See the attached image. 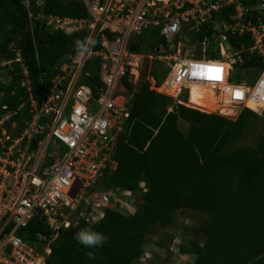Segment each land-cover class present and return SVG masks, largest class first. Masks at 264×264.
Masks as SVG:
<instances>
[{"label":"built area","instance_id":"1","mask_svg":"<svg viewBox=\"0 0 264 264\" xmlns=\"http://www.w3.org/2000/svg\"><path fill=\"white\" fill-rule=\"evenodd\" d=\"M79 1L85 18L44 14V0H37L39 12L34 15L29 0H22L29 19L42 21L46 29L87 34L83 48L58 68L40 103L32 98L21 50L12 44L14 57L0 60V74H16L15 66L20 68L30 115L23 118L22 105L12 109L0 105V264H45L49 244L62 230L81 221L96 224L107 209L126 205L124 195L133 197L129 190H100L97 185L116 168L114 150L129 117L121 82L125 76L138 82L143 59L167 68L159 86L152 77L146 78L151 90L174 104L189 106L195 85L211 87L214 114L225 117L220 111L224 102L234 118L243 109H264V71L252 85L230 82L242 53L256 51L264 57V0ZM183 24L190 35L203 29L213 35L191 45V38H180ZM232 36H247L253 45L248 50L231 49L227 42ZM147 42L153 54L144 53ZM138 44L140 51L134 47ZM209 45L218 57L209 55ZM194 46L200 50L195 52ZM91 60L97 61V82L86 84L94 71L87 70ZM237 91L242 98H236ZM184 92L187 100L180 98ZM18 116L21 122L15 120ZM135 211L136 206L129 214ZM35 220L51 232L49 237L34 235L32 242L40 248L20 236Z\"/></svg>","mask_w":264,"mask_h":264},{"label":"trees","instance_id":"2","mask_svg":"<svg viewBox=\"0 0 264 264\" xmlns=\"http://www.w3.org/2000/svg\"><path fill=\"white\" fill-rule=\"evenodd\" d=\"M36 2L29 0L34 15L39 12ZM27 12L22 0H0V60L14 57L12 44L21 50L32 96L41 102L57 68L69 54L83 48L87 34L50 31L42 21L29 19ZM43 13L68 18L87 16L79 0H44ZM212 35L203 29L196 36L190 35L189 44ZM227 45L248 50L253 44L247 36H232ZM134 47L137 51L140 48ZM146 48L151 49L149 45ZM92 67V79L85 80L86 84H92L90 80L97 82L96 60L89 62L87 70ZM159 70L165 68L154 62L149 72L141 70L136 84L129 82L127 76L123 78L129 106L127 127L117 139L115 170L106 173L97 185L100 190L136 192L142 183L145 191L139 199L136 197L140 203L135 213L124 214L116 206L107 209L96 224L81 221L75 228L62 230L49 244L45 264H134L144 254L146 237L158 228L171 227L182 211L203 216L198 225L195 222V226L183 227L180 235L188 231L193 237L179 246L180 253L195 256L192 264H264V133L255 150L248 146L234 148L253 122L260 120L264 127V117L262 120L254 110L243 109L233 121L174 104L169 97L150 89L146 77H152L159 86ZM263 70L264 57L256 51H246L242 62L232 67L230 82L252 85ZM14 71L16 74H5L10 79L7 84L0 82V92L4 94L1 104L17 108L25 103L21 115L28 118V94L21 86L23 76L18 66ZM192 88L197 91L195 104L201 106L202 93L206 99L202 104L213 111L215 96L211 87ZM195 104L192 105L198 107ZM168 105L172 106L170 111ZM221 112L225 116L233 114L227 104ZM15 119L20 121V116ZM181 124L184 129H180ZM85 228L103 233L107 242L97 248L85 247L77 240L78 232ZM36 233L51 235L35 220L20 236L32 242Z\"/></svg>","mask_w":264,"mask_h":264},{"label":"rangeland","instance_id":"3","mask_svg":"<svg viewBox=\"0 0 264 264\" xmlns=\"http://www.w3.org/2000/svg\"><path fill=\"white\" fill-rule=\"evenodd\" d=\"M181 28H182V32L180 34V38L186 39L187 37H190V34L187 32V25L183 24ZM155 39L156 38H154V40ZM191 49L194 50L195 52H198L200 50L199 47H196V46L191 47ZM208 51H209L210 56L215 55L218 57V52L216 48H213V46H210L208 48ZM144 52L147 55L153 54V52H151L150 49H147V48H145ZM145 60L146 59H143V64L145 65H142V66H143V69H146L148 71V69L150 68L151 65H153V63H149V62L146 63ZM165 70H159L160 82H162L163 79L165 78V75L167 73V68H165ZM1 74H3L4 77H7L5 76L6 72L1 73ZM0 82L3 84L4 80L2 79L0 80ZM196 87L198 88L199 86H196ZM1 93L2 92H0V94ZM0 96L2 97V95ZM199 97L202 102L206 103L205 96L202 93L199 94ZM180 98L182 100H187L185 92L180 96ZM190 100H191V97H190ZM202 102H201L200 107L205 108V104L204 103L202 104ZM187 103L188 101L185 102V105H187ZM189 103L195 104V102H191V101ZM195 105L199 107L200 104H195ZM190 106L191 105L189 104V106H186V107L191 108ZM167 107H168L167 108L168 111L172 109L171 105H168ZM205 110H208V109L205 108ZM205 110H204L205 113L207 112L212 113V110L210 111H205ZM254 111L259 116V118L263 120L264 109H256ZM237 112H239V110H237ZM225 117H228V119L233 120V121L235 120V118L232 116H225ZM126 127H127V122L124 123V130ZM184 128H185V125L181 124L180 129H184ZM263 133H264V127L262 126V122L260 120L253 122L250 128L247 129L240 136V139L238 140V142H236V145H234V148L240 149V148L248 146L252 148V150H255L256 145L259 142V137L262 136ZM139 191L132 192L133 197H130L129 195L123 196L124 197L123 203H125L126 205H123V204L117 205L122 213L129 214L135 210V206L136 208L138 207L140 202L137 201V199H139L141 194L145 191V187L142 183L139 184ZM136 197L138 198L136 199ZM129 206H130V211L127 210ZM129 215H132V214H129ZM201 218H203L202 215L192 212V211L178 212L176 215L175 222L171 227H169L168 229L158 228L155 234L146 237L145 243L143 244L144 254L134 264H192L195 256L192 254L186 255V254L180 253L179 246L180 244H182V241L188 242V240L193 239V237L192 235H190L188 231H186L187 233L185 232V235H182V236L180 235L183 232L182 231L183 227L195 226V222L197 223L196 225H198L199 222L201 221ZM173 234H175V236H173V239H172L171 235ZM201 240H203V237L201 238L200 236V244H202ZM31 243L36 245L37 247L40 246L37 242H31ZM158 244H162V246H159Z\"/></svg>","mask_w":264,"mask_h":264},{"label":"clouds","instance_id":"4","mask_svg":"<svg viewBox=\"0 0 264 264\" xmlns=\"http://www.w3.org/2000/svg\"><path fill=\"white\" fill-rule=\"evenodd\" d=\"M147 44L149 45V42H147ZM139 45V44H138ZM147 45V46H148ZM147 46H145V47H143L142 49H145ZM209 47H210V45H209ZM208 47V48H209ZM137 49V48H136ZM139 51H140V49H139ZM145 53V52H144ZM73 54H75V53H73ZM70 55V54H69ZM65 63V62H64ZM62 65V64H61ZM60 65V66H61ZM88 65H89V63H88ZM87 65V66H88ZM59 66V67H60ZM58 67V68H59ZM58 68H57V70H58ZM264 71V70H263ZM259 77V76H258ZM3 80H5L4 81V83L3 84H7L8 82H9V77L7 76V77H1ZM52 79V78H51ZM21 86L23 87V88H25V91H26V86H23L22 85V81H21ZM31 88V87H30ZM31 91H32V89H31ZM0 95H2V97L0 96V105H2L1 104V100H2V98H3V93H1ZM28 97H29V95H28ZM32 98H33V96H32ZM34 99V98H33ZM35 100V99H34ZM36 101V100H35ZM38 103H40V102H38ZM6 105V104H5ZM22 105V107L23 108H25V103H22V104H20L19 106H21ZM18 106V107H19ZM27 106H28V104H27ZM12 109V108H11ZM193 109V108H192ZM195 110H197V109H195ZM198 111H200V110H198ZM23 112H25V110H23L22 112H20L21 114H23ZM200 112H202V111H200ZM27 113H28V108H27ZM202 113H205V112H202ZM29 114V113H28ZM207 114V113H206ZM208 114H213V113H208ZM30 116V115H29ZM23 118H25V117H23ZM27 119V118H26ZM16 120V119H15ZM21 122V121H20ZM133 215V214H132ZM77 240L82 244V245H84L85 247H87V248H97V247H101V246H103L106 242H107V237L103 234V233H100V232H97V231H93L91 228H85V229H82V230H80L79 232H78V234H77ZM88 257H89V259H91V258H93L92 257V253L91 252H89L88 253Z\"/></svg>","mask_w":264,"mask_h":264},{"label":"bare ground","instance_id":"5","mask_svg":"<svg viewBox=\"0 0 264 264\" xmlns=\"http://www.w3.org/2000/svg\"><path fill=\"white\" fill-rule=\"evenodd\" d=\"M224 70H225V68H224ZM192 87H196L195 85L194 86H192ZM200 87V86H199ZM197 88V87H196ZM202 88V87H201ZM193 90L191 91V95H190V97H191V102H195V97H196V94H197V91H196V89L195 88H192ZM170 92H171V94H175V88H172L171 90H170ZM216 97V96H215ZM191 104H193V103H191ZM224 104H226V102H224ZM224 104H222V106L224 105ZM213 107H214V104H213ZM194 108H196V107H194ZM216 108V107H215ZM197 109H201V110H205V108H200V107H197ZM220 111H221V109H220ZM212 113H213V111H212ZM236 119V118H235Z\"/></svg>","mask_w":264,"mask_h":264},{"label":"snow or ice","instance_id":"6","mask_svg":"<svg viewBox=\"0 0 264 264\" xmlns=\"http://www.w3.org/2000/svg\"><path fill=\"white\" fill-rule=\"evenodd\" d=\"M235 96H236V98H242V93L239 92V91H237V92L235 93Z\"/></svg>","mask_w":264,"mask_h":264},{"label":"crops","instance_id":"7","mask_svg":"<svg viewBox=\"0 0 264 264\" xmlns=\"http://www.w3.org/2000/svg\"><path fill=\"white\" fill-rule=\"evenodd\" d=\"M139 51V50H138Z\"/></svg>","mask_w":264,"mask_h":264}]
</instances>
